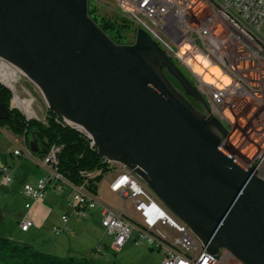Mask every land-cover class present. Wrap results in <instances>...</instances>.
<instances>
[{
  "label": "water",
  "instance_id": "obj_1",
  "mask_svg": "<svg viewBox=\"0 0 264 264\" xmlns=\"http://www.w3.org/2000/svg\"><path fill=\"white\" fill-rule=\"evenodd\" d=\"M87 1L0 0V60L37 86L47 109L85 130L101 157L132 170L210 253L226 248L242 264H264V181L254 163L222 148L226 129L145 31L113 42ZM12 108L0 102V120Z\"/></svg>",
  "mask_w": 264,
  "mask_h": 264
},
{
  "label": "built area",
  "instance_id": "obj_2",
  "mask_svg": "<svg viewBox=\"0 0 264 264\" xmlns=\"http://www.w3.org/2000/svg\"><path fill=\"white\" fill-rule=\"evenodd\" d=\"M88 1L121 25L131 24L134 38L138 28L153 40L154 37L163 38L161 50L172 62L177 61L190 73L208 112L226 129L220 141L222 148L247 168L254 163L255 170L264 181V0ZM197 55L209 64L202 67V73L194 72L188 65L189 61L197 63ZM13 67L18 73L13 85L5 81L3 71H0V83L11 91L10 105L25 119H39L33 107V114L28 116L14 101L15 95L18 101L24 99L16 91L19 80L31 81ZM210 67H216L228 83L216 87L205 82L203 73L209 72ZM213 78L221 82L219 78ZM39 120L44 122L45 114ZM62 120L66 123V119ZM72 127L82 133L81 127ZM58 151L59 147L52 146L44 156L37 158L46 175L34 185H23L22 193L30 200L43 198L51 183L53 187L68 186L75 213L79 214L82 208L96 210L101 226L112 237L111 248L115 251L132 238L134 246L145 245L161 251L160 264H242L234 256H228L226 248L214 254L199 252L198 238L192 237L188 226L167 210L132 170L105 158L109 166L115 167L109 190L123 203L131 202L134 215L114 209L87 191L84 185H74L62 177L55 167ZM12 154L32 156L26 148L23 151L14 149ZM0 181L6 185L12 181V169L1 157ZM30 206V202L25 203L27 213L19 223L21 231L32 226L28 216ZM61 220L63 226L56 227L55 233L67 230L64 226L67 216L63 215ZM101 248L98 244L94 252H100Z\"/></svg>",
  "mask_w": 264,
  "mask_h": 264
},
{
  "label": "trees",
  "instance_id": "obj_3",
  "mask_svg": "<svg viewBox=\"0 0 264 264\" xmlns=\"http://www.w3.org/2000/svg\"><path fill=\"white\" fill-rule=\"evenodd\" d=\"M97 9L87 2L88 16L100 29L115 43L124 44L115 40L120 37L119 29L127 24H120L113 19L100 16ZM121 27V28H120ZM11 91L0 83V102L6 107L10 106ZM191 105V104H190ZM196 111L204 112V107L198 101ZM0 127H7L16 134H32L36 142L37 154L44 156L50 147H59L56 154L57 172L74 185H84L85 189L96 195L97 184L110 170L109 166L98 154L95 146H90L84 134L66 124L62 117L46 109L45 120L25 119L21 112L15 108L9 110V117L0 120ZM88 174V175H87ZM95 249H93L94 251ZM0 264H102L90 255L58 256L41 252L31 244L0 237Z\"/></svg>",
  "mask_w": 264,
  "mask_h": 264
},
{
  "label": "rangeland",
  "instance_id": "obj_4",
  "mask_svg": "<svg viewBox=\"0 0 264 264\" xmlns=\"http://www.w3.org/2000/svg\"><path fill=\"white\" fill-rule=\"evenodd\" d=\"M96 13L100 16H103L105 12L101 9H97ZM106 17H108L107 14ZM132 28L133 26L131 24H127L126 27L119 29V34H121V36L118 38L114 37V39L119 40V42H124V44L133 43L134 35ZM262 30L264 31V25L262 26ZM174 63L181 71H183L190 82L195 83L190 73L185 69L184 66L179 64L177 61H174ZM6 64L7 63L2 61L1 67ZM16 91L21 98H24V104L31 108L33 107V109L36 110L38 114V118L42 119L43 113L45 114L47 106L40 90L28 80H19V82L16 84ZM0 135L2 134L0 133ZM27 138L29 142L30 134L27 135ZM3 141L4 140L2 139V137H0V157H8L15 148V143L10 144L9 148L4 147L3 149V144L1 143ZM3 150H5V153H3ZM18 161L29 162L30 159H18L16 160V163ZM113 172L114 170L112 169L108 172L110 173L109 175H104V179L99 183L98 193L100 198L105 203L111 204L116 207L121 205L122 200L115 194H110V192L107 190V183L112 177ZM45 175L46 171L44 170V174L42 175V177H44ZM21 200L22 196L19 193L18 189L14 187L9 190L6 187L0 186V237L9 238V236H11V239L31 244L41 252L51 253L59 256L60 253H57L52 248V241L54 240L52 236H43L33 229L29 230L28 232H22L19 229V210L21 206ZM67 200L68 199L66 198L60 199L62 204H65L66 208L68 207L66 204ZM125 206L127 213L130 215H134L131 202L127 201ZM57 207L58 206H56V208ZM84 214H86V217L83 218L84 221L82 220L83 223H81V227L77 230V232L79 233L82 230V239L84 240L87 248L82 249L83 251H78L75 254H84L89 250V248H92L94 245L103 243L106 244L107 247H105L102 250L101 254H99V256L97 257V260L102 264H160L162 260L161 251L150 249L145 245H132L131 250L128 253H120L121 249L119 251L113 250L110 247L112 242L111 235L106 234L102 236L100 222L96 220V218L92 217L91 212L88 211ZM43 239L45 240V242L42 241Z\"/></svg>",
  "mask_w": 264,
  "mask_h": 264
},
{
  "label": "crops",
  "instance_id": "obj_5",
  "mask_svg": "<svg viewBox=\"0 0 264 264\" xmlns=\"http://www.w3.org/2000/svg\"><path fill=\"white\" fill-rule=\"evenodd\" d=\"M0 133L2 134L0 135V137H2V139L4 140L3 142H1L3 144V149L4 147L9 148L10 144L15 143L14 149H22L23 151L26 148L31 152V155H32L30 157H19V156H14L12 153H10L8 157L7 156L1 157L3 161L6 162V164H8L12 169V181L8 185L3 184L0 181V186L6 187L9 190L15 187L16 189H18L19 193L22 196V200L20 201L21 206L19 210V215H20L19 223L22 220V217L27 213L26 208H25V203H28V202L31 203L30 209L28 211V216L32 220V226L27 231H22V232H28L29 230L33 229L39 234H42L43 236H46V237L52 236L54 238V240L52 241V248L57 253H60L59 256L90 255L93 258L97 259L99 254H101L102 250L105 247H107L106 244L98 243L102 246L100 252L98 253H95L93 251V249L98 244L94 245L92 248H89V250L84 254L77 255L75 253H77L78 251H83L82 249L87 248L84 240L82 239V230L79 233L77 232V230L81 227V223H83L84 221L83 218L86 217V214L84 213H87L88 211L91 212L92 217L96 218V220L100 222L99 213L96 210H87V209L82 208L80 209V213L76 214L71 205V199H70L71 190L68 186L53 187V183H51L48 186V189L45 195L43 196V198L32 201L28 197H26L22 193L23 185L25 184L34 185L36 181L40 179L42 175L44 174V169L36 161L37 158L41 157L37 154L36 142L32 134H30V140L28 142V138H27L28 134L26 135V137H24V135L16 134L7 127H0ZM3 153H5V150H3ZM17 158L20 160L26 158V159H30V161L29 162L18 161L16 163V160H18ZM109 174L110 173H107V175ZM113 176H114V173L112 174V177L107 183V190L110 192V194H115L109 190V183L111 179L113 178ZM104 177L105 176H103L101 180H103ZM100 181L97 184V190H96L95 196L101 201H103L100 198L99 193H98ZM115 195L119 198L117 194ZM61 198L68 199L66 203L68 206L67 208L65 207V204H62V202L60 201ZM125 204L126 203L122 202L121 205L116 206V207L111 204H108V205H110L111 207H113L114 209L118 211L125 210V212L127 213L125 209L126 207ZM56 206L58 207L56 208ZM63 215L67 216V222L64 224L67 230L61 231L59 233H55L54 229L56 227L63 226V223L61 220V217ZM100 227H101L102 236L108 234V232L101 226V223H100ZM9 238H11V236H9ZM42 241L45 242L44 239ZM111 245H112V242H111ZM132 245H133L132 238H130L126 241L124 246L121 248L120 253L130 252Z\"/></svg>",
  "mask_w": 264,
  "mask_h": 264
},
{
  "label": "bare ground",
  "instance_id": "obj_6",
  "mask_svg": "<svg viewBox=\"0 0 264 264\" xmlns=\"http://www.w3.org/2000/svg\"><path fill=\"white\" fill-rule=\"evenodd\" d=\"M154 41L157 43V45L159 47H163V38L162 37H154ZM184 49H185L184 47L181 48L182 51H184ZM2 61L0 62V71H3L4 77H5V81L8 84L13 85V82L18 77V73H17L16 69L13 66L9 65L8 63L6 65H4L3 67H1ZM196 62L197 63H195L194 61H189L188 62V65L190 67H192V69L196 73H202V67H208V65H209L208 61H206L204 58H202L199 55L196 56ZM208 70H209V72L206 71V72L203 73V80L205 82L213 83V84L216 85V87H220L222 84H227L228 83L227 78L221 77L220 76V72H219V70L216 67H210V68H208ZM210 73L213 74L214 77L219 78V80L221 82L215 81L213 76L210 75ZM14 101L23 109V111L28 116H31L33 114L32 108L27 106V105H25L23 100L18 101V98L16 97V95H15ZM62 119H64V118H62ZM66 123H70V122L66 120ZM70 125L76 126V125H74L72 123H70ZM82 134H84L85 137H87L89 139V143L90 144L94 145L90 135L83 129H82ZM102 159L105 161V157H102ZM255 175L262 180V175L259 174L258 171H256ZM191 235H192V237L197 238L192 232H191ZM198 251L199 252H208L206 247L202 245V243L200 242L199 239H198ZM218 251H221V248H219L217 250V252ZM228 256H234V255L228 250Z\"/></svg>",
  "mask_w": 264,
  "mask_h": 264
},
{
  "label": "flooded vegetation",
  "instance_id": "obj_7",
  "mask_svg": "<svg viewBox=\"0 0 264 264\" xmlns=\"http://www.w3.org/2000/svg\"><path fill=\"white\" fill-rule=\"evenodd\" d=\"M162 72H163L164 78L169 83V85L174 89V91H176L178 94H180L182 96V98H184L189 104L196 107V105H194L196 101L192 97L186 95V93L184 92V90L180 86V84L170 74H168V72L164 68H162ZM180 72L185 76L183 71L180 70ZM185 78L189 81V79L186 76H185ZM190 84L194 85V83H192V82H190Z\"/></svg>",
  "mask_w": 264,
  "mask_h": 264
}]
</instances>
